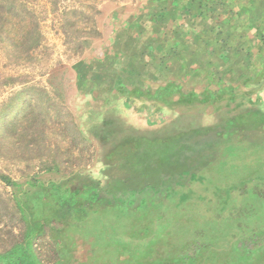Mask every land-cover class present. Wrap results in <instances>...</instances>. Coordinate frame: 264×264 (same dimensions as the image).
<instances>
[{
  "label": "rangeland",
  "instance_id": "374dc122",
  "mask_svg": "<svg viewBox=\"0 0 264 264\" xmlns=\"http://www.w3.org/2000/svg\"><path fill=\"white\" fill-rule=\"evenodd\" d=\"M102 1L0 0V18L6 16L8 2L16 4L15 14L23 13L19 7L22 5L31 15L24 22L13 18L10 24L0 25V253L22 242L30 226L34 232L32 251L41 264H53L57 253L50 230L60 228L61 223L37 221L29 208L33 199L51 184L70 179L76 182V177L90 182L89 187L98 180L104 184L101 174L106 144H99L97 136L104 135L108 140L118 136L119 140L123 134L137 132L129 123L127 130L117 126L102 133L96 126L95 104L79 93L67 67L85 48L63 35L62 12L75 8L92 18L94 11L89 6L98 9ZM93 16L88 27L81 24H86L84 16H70L79 35H91L90 43L103 38L106 32L99 15ZM36 24L40 44L29 50L30 37L26 33ZM259 113L258 117L254 116L256 112H249L253 116L248 119L243 114V120L226 123L225 115L201 127L186 121L171 122L173 127L168 131L176 128L179 135L163 141L160 153H151L147 144L139 148L145 155L136 162L139 164L143 158L141 164L146 165L144 172L149 174L150 186L144 190L148 218L158 213L164 217L156 230L151 229L155 234L152 243L166 242L170 255L175 257L188 248L186 240L194 234L198 237L201 230L204 240L220 246L228 240L232 243V234L243 237L245 228L264 230V198L256 194L264 193V107ZM252 125L256 129L252 130ZM170 148L172 153L177 151L173 158ZM160 162L164 164L162 169L168 162L175 165L170 173L160 171L163 181L155 191L154 171ZM136 184L143 187L141 181ZM247 205L252 207L249 213ZM103 217H108L104 222L108 224L119 219L113 213ZM135 220L130 223L136 225ZM79 243L82 251L85 246L82 240ZM161 245L156 246V254L163 253ZM147 252L150 254L151 249Z\"/></svg>",
  "mask_w": 264,
  "mask_h": 264
},
{
  "label": "crops",
  "instance_id": "0c3cea01",
  "mask_svg": "<svg viewBox=\"0 0 264 264\" xmlns=\"http://www.w3.org/2000/svg\"><path fill=\"white\" fill-rule=\"evenodd\" d=\"M97 10L105 36L67 67L102 133L137 129L119 140L97 136L106 144L104 184L116 146L169 141L179 135L171 122L201 127L262 112L264 0H103Z\"/></svg>",
  "mask_w": 264,
  "mask_h": 264
},
{
  "label": "trees",
  "instance_id": "16d2710c",
  "mask_svg": "<svg viewBox=\"0 0 264 264\" xmlns=\"http://www.w3.org/2000/svg\"><path fill=\"white\" fill-rule=\"evenodd\" d=\"M19 7L23 13L15 14L16 4L8 2L7 11L4 14L6 16L0 18V25L10 24L13 18H20L19 23L28 19L27 15L30 14H27L26 7L22 5ZM89 7L94 11L93 15L98 14L95 6ZM77 15L85 17L82 20L86 21V24H81L87 27L88 22L94 18L93 15L92 18L85 16L81 10L77 11L75 8L68 10L67 8L62 12L61 29L65 37L74 39L80 48L86 49L90 44L91 35L89 33L79 35L74 30L75 23H71L70 16ZM38 30L39 27L36 24L32 32L26 33L27 37H30L29 50L40 44L41 36ZM251 115L247 114L246 119ZM260 115L261 113L254 114L258 117ZM251 127L252 130L256 129L254 125ZM257 128L261 127L257 125ZM143 142H131L116 146L111 150L105 158L110 164L115 165V168L112 172H106L107 182L105 184H102L100 180H94L92 187H89L90 182L81 181L79 177H76L78 179L76 182L70 179L59 184H51L42 194L33 199L29 208L31 215L38 219L37 221L50 219L61 223L60 228L50 230V237L57 253V259L53 264H264V230L255 226L245 228L243 237L236 233L232 234V243L228 240L227 244L221 246L204 240L201 236L203 231H198V237L194 234L193 237L187 239L186 247L188 248L183 249L175 257L170 255L169 245L166 242L158 240L157 243H152L151 238L155 234L151 232V229L156 230L160 220L164 217L162 218L158 213L156 217L149 220L147 207L144 205L148 200L144 190L149 183L147 178L149 174L146 173L147 171L144 172L146 165L136 162L139 156L144 158L145 152L138 151ZM147 143H151L153 150L151 153H160L165 144L158 140ZM136 151L139 153L133 157ZM173 154L177 155V152H171L170 157L174 156ZM171 162L165 164L167 167L163 170L164 173H170L174 167L175 164ZM160 163L159 168L154 171L157 179L164 166L162 162ZM139 181L143 187L136 184ZM160 181L163 180L160 178ZM160 181L153 186L155 191L161 188ZM129 187L134 189L129 190ZM256 194L264 198V193ZM137 195L140 196L139 199ZM246 207L248 209L245 210L249 213L252 207L248 205ZM18 209L23 212L19 205ZM106 213H113L119 219L111 224L104 223L108 218L103 217ZM124 218L128 221H121ZM134 218H136V225L130 223ZM33 233L29 226L22 242L0 253V264H41L31 248ZM75 234L79 236H74ZM236 236L239 239H234ZM79 240H82L85 246L82 251L78 249ZM158 244L164 247L163 255L155 253ZM149 248L151 249L150 254L147 252Z\"/></svg>",
  "mask_w": 264,
  "mask_h": 264
}]
</instances>
